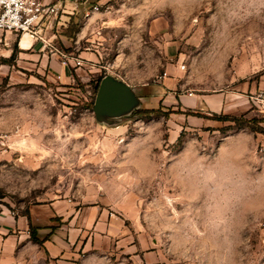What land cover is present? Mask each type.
<instances>
[{
	"label": "rangeland",
	"instance_id": "374dc122",
	"mask_svg": "<svg viewBox=\"0 0 264 264\" xmlns=\"http://www.w3.org/2000/svg\"><path fill=\"white\" fill-rule=\"evenodd\" d=\"M84 7L52 23L58 42L38 28L30 37L36 53L62 64L43 47L52 41L72 57L68 82L17 45L15 62L0 63V212L72 204L75 230L62 238L75 260L59 264H155L142 258L155 252L156 264H264V131L213 118L264 117V0ZM20 36L0 33V58ZM106 77L128 86L124 110L96 107ZM241 130L255 135L252 153L218 151ZM97 205L109 218L93 217ZM6 251L0 264H41L27 243Z\"/></svg>",
	"mask_w": 264,
	"mask_h": 264
},
{
	"label": "crops",
	"instance_id": "0c3cea01",
	"mask_svg": "<svg viewBox=\"0 0 264 264\" xmlns=\"http://www.w3.org/2000/svg\"><path fill=\"white\" fill-rule=\"evenodd\" d=\"M42 1L53 5L56 11L49 15L51 21L48 22L49 19H43L41 23H39L37 26L38 32L42 33V35L45 38H48V40L57 39L58 42L59 34L57 37V32L52 29V26L57 24L56 27L59 28L68 18H72L80 14V12L85 9L84 2L87 0ZM36 44L39 45L40 43H35L34 39L28 36H20L17 43H15V46H19L18 48L20 54H24L23 50L27 52L25 54L28 55L30 60H33L35 64H38L40 69H44L45 71L57 76L60 80L68 82L69 75L67 67L60 64L54 56L50 58L49 53L47 51L43 52L42 48L39 53H36L34 49ZM29 50L33 52L29 53ZM127 102L128 99L118 111L124 110L127 107ZM262 126L264 127V123ZM255 142L256 138L254 133L248 130H241L234 135L225 137L218 151L224 155L237 154L239 156H244L253 152ZM90 212L93 213V217L96 219L103 220L105 217L109 218L108 213L105 212V210H103L99 205L92 207ZM59 220L62 221L61 224L59 223ZM76 220L77 213L72 204L65 201L59 202V200L54 199L48 203L30 205L25 214L18 216L11 214L9 211H1L0 256L12 254L6 251V245L8 243H13L15 246L27 243L34 248V254L30 259L32 263L39 260V263L41 264H59L61 259L75 260L73 253L68 255L67 252H65L66 247L69 245L68 242L70 241L71 243V238L65 239L62 238V235H72L73 230H75L74 227ZM64 226L67 228V231H60ZM30 231L35 233L36 238L39 239L40 242L37 243L31 239ZM136 256L140 257L138 254ZM152 256V261L155 262V264L158 263V261H161L162 255L159 252H155L153 255L146 253L142 254V258L146 260L148 257L152 258Z\"/></svg>",
	"mask_w": 264,
	"mask_h": 264
},
{
	"label": "built area",
	"instance_id": "2783aa9c",
	"mask_svg": "<svg viewBox=\"0 0 264 264\" xmlns=\"http://www.w3.org/2000/svg\"><path fill=\"white\" fill-rule=\"evenodd\" d=\"M94 10L97 6L93 7ZM56 11L53 5L44 3L42 0H0V33L21 32L33 37L36 34V28L42 19L47 18ZM44 47H49L52 55L62 59V64L71 62L72 57L52 45V41L44 43ZM75 66L81 65L78 59L72 60ZM166 72L159 75L161 79L166 76Z\"/></svg>",
	"mask_w": 264,
	"mask_h": 264
},
{
	"label": "bare ground",
	"instance_id": "6f19581e",
	"mask_svg": "<svg viewBox=\"0 0 264 264\" xmlns=\"http://www.w3.org/2000/svg\"><path fill=\"white\" fill-rule=\"evenodd\" d=\"M22 36L30 37L28 34ZM128 97V86L106 77L100 82L95 104L96 107L105 105L111 113H116L126 103Z\"/></svg>",
	"mask_w": 264,
	"mask_h": 264
},
{
	"label": "trees",
	"instance_id": "16d2710c",
	"mask_svg": "<svg viewBox=\"0 0 264 264\" xmlns=\"http://www.w3.org/2000/svg\"><path fill=\"white\" fill-rule=\"evenodd\" d=\"M16 46L12 49V53L11 55L6 58V57H1L0 58V62L4 63V64H8V65H12L15 62L16 59ZM99 84H100V80L97 81L94 85L93 91L97 93V90L99 88ZM251 111L247 110L246 112H244L241 116L237 117V116H229V115H214V119L217 120H222V121H231L234 123V125L238 128H242L245 126H252L253 129H255L256 131L259 132H263L264 131V127L262 126L261 123L264 122V117H262L261 119H257L255 117H251L250 116ZM4 196L3 192L0 191V198H2ZM31 233V239L35 242H40L39 239L36 238L35 233Z\"/></svg>",
	"mask_w": 264,
	"mask_h": 264
},
{
	"label": "water",
	"instance_id": "95a60500",
	"mask_svg": "<svg viewBox=\"0 0 264 264\" xmlns=\"http://www.w3.org/2000/svg\"><path fill=\"white\" fill-rule=\"evenodd\" d=\"M100 85V84H99ZM99 91V88H98V90H97V92Z\"/></svg>",
	"mask_w": 264,
	"mask_h": 264
}]
</instances>
